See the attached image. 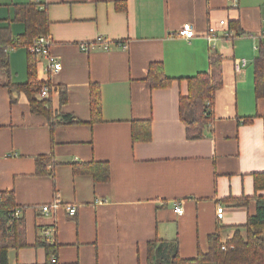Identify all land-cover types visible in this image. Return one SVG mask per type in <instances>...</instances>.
<instances>
[{
	"label": "crops",
	"instance_id": "1",
	"mask_svg": "<svg viewBox=\"0 0 264 264\" xmlns=\"http://www.w3.org/2000/svg\"><path fill=\"white\" fill-rule=\"evenodd\" d=\"M28 3L46 10L50 52L62 66L49 73L37 57V79L55 89L54 115L80 123L52 128L30 111L23 92L2 85L0 72V192L14 191L27 241L8 251L9 264H148V244L156 239L177 241L180 256L192 258L206 252L216 230L222 241L232 237L256 203L238 207L228 199L252 196L253 173L264 170V98L256 99L253 89L264 0H0V26L8 25L13 37L25 30L13 21L14 5ZM233 21L242 35L228 28ZM187 22L195 33L190 39L177 33ZM209 27L217 36L211 43ZM211 47L222 57L223 84L203 138L188 140L178 99L188 92L185 78L208 70ZM7 53L10 81L25 83L26 48ZM243 58L237 71L235 60ZM158 62L173 82L153 89L145 77L150 63ZM90 83L101 87L102 123L89 121ZM248 116L254 118L244 123ZM145 118L152 121V138L133 143L131 120ZM39 156L51 157L47 174L36 173ZM78 161H106L110 180L73 174ZM54 199L61 206L43 213L40 207ZM70 204L75 215L65 208ZM218 204L224 206L219 219Z\"/></svg>",
	"mask_w": 264,
	"mask_h": 264
},
{
	"label": "trees",
	"instance_id": "2",
	"mask_svg": "<svg viewBox=\"0 0 264 264\" xmlns=\"http://www.w3.org/2000/svg\"><path fill=\"white\" fill-rule=\"evenodd\" d=\"M125 3L116 2L119 9H124ZM38 4L28 3L14 5L13 21L25 25V30L20 35L12 36L10 27L0 26V72L5 75L3 86L8 87L9 92L21 91L27 96L29 109L33 114L45 117L51 127L60 123H80L75 116L68 114L54 115L51 98L40 99L38 93L49 81L42 82L37 79L36 62L37 55L29 52L28 48L38 36L47 35L49 21L46 10L38 9ZM122 5V6H121ZM228 28L235 32L234 36L242 35L238 22H230ZM23 46L28 52L27 79L25 83H12L8 67L7 50ZM253 89L255 98H264V40L259 38L257 43V55L253 59ZM208 70L201 71L187 80V94L180 95L178 99L179 118L184 124L186 138L189 140L201 139L207 124L213 119V100L218 88L223 84L222 57L216 48L209 49L207 57ZM146 80L151 88L159 89L169 86L173 79L167 77L162 63H150L146 73ZM89 108L91 123L103 122V107L101 87L98 83L89 85ZM59 103L67 101L66 90L60 88ZM254 117H245V122L252 121ZM264 119V118H263ZM152 121L149 118L131 120V141L146 142L152 138ZM264 131V124H263ZM51 162V157L39 156L35 159L36 173L47 174L46 164ZM73 174L91 175L95 182H107L110 180V165L104 161L75 162L72 164ZM252 196L233 197L228 199L233 205L243 207L249 200H255L256 211L248 216L244 225L234 226L232 237L223 240L221 233L216 230L208 235V249L199 251L192 258L181 257L177 248V241L167 242L159 239L148 244V264H264V170L253 173ZM16 195L12 189L0 192V264H9V250L20 249L27 246L25 237V220L22 213L15 215ZM21 209V208H20ZM22 211V209H21ZM46 250L51 245L45 244ZM224 247V248H223Z\"/></svg>",
	"mask_w": 264,
	"mask_h": 264
},
{
	"label": "built area",
	"instance_id": "3",
	"mask_svg": "<svg viewBox=\"0 0 264 264\" xmlns=\"http://www.w3.org/2000/svg\"><path fill=\"white\" fill-rule=\"evenodd\" d=\"M263 19H262V27L259 31L258 34V38L263 39L264 40V12H263ZM221 24H224L225 21L221 20L220 21ZM180 36L184 37L185 39H190L193 38L195 36V33H193L192 27L190 23H185L183 24L177 32ZM216 34L214 33V28L213 27H209L206 34H205V38L208 40V42H213L216 39ZM51 39L50 37H48L47 35H43V36H38L34 39L33 43L29 46L28 51L29 52H33L35 53L38 57L42 58L45 60L44 66L46 68V70L49 73H56L59 72V70L62 68L61 66V62L60 59L57 58L56 56H54L52 54V52H50V46H51ZM82 50H86L87 45L81 44L80 45ZM214 48V47H211ZM235 68L237 71H240L244 65L246 64L245 59H236L235 60ZM54 89L53 85H44L40 92L38 93V96L40 99H45L50 97V92ZM55 90V89H54ZM175 212L181 214L183 212V205H181L180 202H177L175 204ZM61 206V203L59 201V199H54L53 201H51L48 204H44L40 207L41 211L43 213L48 214V212H52L53 210L59 208ZM65 208L68 210V213L70 215H75L77 208H75L74 205H66ZM16 212L15 215L18 216L21 213V209L20 208H16ZM224 214V206L222 204H218L216 207V211H215V215L216 218H221ZM44 233H46L47 235H49L50 233V229L46 230ZM224 248V247H223ZM51 263H55L56 262V256L52 255Z\"/></svg>",
	"mask_w": 264,
	"mask_h": 264
},
{
	"label": "rangeland",
	"instance_id": "4",
	"mask_svg": "<svg viewBox=\"0 0 264 264\" xmlns=\"http://www.w3.org/2000/svg\"><path fill=\"white\" fill-rule=\"evenodd\" d=\"M262 16H263V13H262ZM262 19H263V17H262ZM263 23V22H262ZM261 29V28H260ZM260 31V30H259ZM259 41V38L257 39V42ZM256 46H257V44H256Z\"/></svg>",
	"mask_w": 264,
	"mask_h": 264
}]
</instances>
